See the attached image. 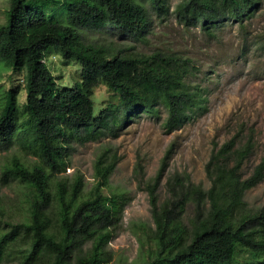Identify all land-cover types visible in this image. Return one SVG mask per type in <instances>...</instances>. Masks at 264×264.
<instances>
[{"label": "trees", "instance_id": "16d2710c", "mask_svg": "<svg viewBox=\"0 0 264 264\" xmlns=\"http://www.w3.org/2000/svg\"><path fill=\"white\" fill-rule=\"evenodd\" d=\"M260 4L180 0L172 8V0H10L0 25V66L24 72V83L0 84V152L17 148L22 155L14 153L0 171V264L107 263L129 198L101 193L117 164L106 151L96 160L98 182L89 192L82 175L71 182L59 177L73 144L118 137L134 119L159 117L163 110L164 127L173 131L203 104L187 82V61L134 51L153 30L154 15L165 21L174 14L211 35L225 23L243 25ZM84 30L111 33L122 43L90 41ZM254 44L264 49V43ZM53 51L80 63L81 80L58 85L45 60ZM102 83L118 93L119 102L96 114L92 96ZM252 149L250 142L223 144L207 164L209 188L175 175L167 181L169 196L159 203L164 159L149 185L154 248L145 264H264V207L251 209L245 200L246 191L264 179V159L249 176L241 173ZM14 183L22 188L20 215L2 193ZM190 203L194 214L186 221ZM93 210L95 217L86 218Z\"/></svg>", "mask_w": 264, "mask_h": 264}, {"label": "rangeland", "instance_id": "374dc122", "mask_svg": "<svg viewBox=\"0 0 264 264\" xmlns=\"http://www.w3.org/2000/svg\"><path fill=\"white\" fill-rule=\"evenodd\" d=\"M178 1L172 0V8ZM9 7L10 0H0V25L6 23ZM84 34L88 40L99 44L122 43L111 33L84 30ZM255 42L264 43V0L243 25L225 23L211 35L199 25L185 26L174 14L165 21L154 15L153 30L147 39L134 44V51L146 54L160 51L187 61L191 70L187 82L201 95L203 104L173 131L164 127L167 113L163 110L159 117L143 115L134 119L118 137L73 144L69 166L59 177L71 182L82 175L85 191L89 192L98 182L96 160L106 151L117 159V164L110 185L102 187L101 193L104 196L124 193L129 198L121 223L108 244L110 260L105 264H145L148 250L154 248L155 223L149 185L154 182L164 159L165 174L156 189L159 203L169 196L167 181L175 175L209 188L207 164L213 153L229 141H234L236 147L248 142L252 145L251 154L241 168L244 177L264 159V49ZM45 60L60 87H69L81 80V65L77 61L67 62L54 51ZM23 76L22 71L5 70L0 66V84L7 88L13 84H20L22 88ZM21 91L23 101L25 91ZM92 99L98 114L108 104L118 103L119 95L102 83L95 87ZM14 153L22 155L17 148L0 152V171ZM34 159L33 155H26V160ZM2 193L9 203L16 205L20 215L22 188L14 183L3 187ZM245 200L251 209L264 207V179L246 191ZM193 214L194 205L190 203L185 220H190ZM95 215L93 210L86 218Z\"/></svg>", "mask_w": 264, "mask_h": 264}]
</instances>
